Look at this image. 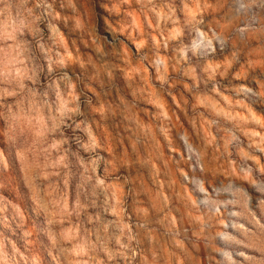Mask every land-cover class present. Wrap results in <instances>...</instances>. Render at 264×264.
Returning a JSON list of instances; mask_svg holds the SVG:
<instances>
[{
	"label": "rangeland",
	"instance_id": "1",
	"mask_svg": "<svg viewBox=\"0 0 264 264\" xmlns=\"http://www.w3.org/2000/svg\"><path fill=\"white\" fill-rule=\"evenodd\" d=\"M0 264H264V0H0Z\"/></svg>",
	"mask_w": 264,
	"mask_h": 264
}]
</instances>
